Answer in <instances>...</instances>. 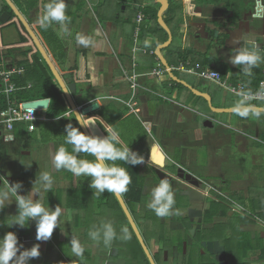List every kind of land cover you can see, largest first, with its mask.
Masks as SVG:
<instances>
[{
  "label": "flooded vegetation",
  "instance_id": "1",
  "mask_svg": "<svg viewBox=\"0 0 264 264\" xmlns=\"http://www.w3.org/2000/svg\"><path fill=\"white\" fill-rule=\"evenodd\" d=\"M11 2L25 18L27 17L30 27L39 38L43 28L40 27L37 20L43 14V4L47 0H11ZM75 4L83 8V10H79L86 13L87 7L85 5L82 7L80 0H76ZM117 5L118 8L116 9L117 13L115 16H118L122 12V9H124V5L121 3ZM171 9L175 11L173 15L178 21H183V18H185L188 38L192 37L193 41L195 39L197 41L196 44L204 47L203 51L208 54L206 57L214 59L221 66L227 65L229 58L238 51L236 50L237 44L234 42L237 40L231 39L229 41V44H232V46L225 45L228 33L234 39L241 38L242 42L248 41L252 43L253 47H257L260 43L264 44V18H255L254 16L259 9L261 16L264 17V0H259V3L258 0H168V9L164 12L166 18L171 12ZM158 10L155 13L157 23ZM141 11L143 15L141 21L142 29L145 22H150V15L147 14L148 8L146 6H142ZM4 12L9 15L8 21L15 22L11 25L15 29L17 19H19L16 16L15 9L5 0H0V16ZM136 14L137 12L131 17L133 18L132 23L134 29L136 25ZM200 29L202 33L198 36L197 32ZM202 35H206L205 38H201ZM259 52L264 57V48L263 51ZM36 53H33L31 57L33 58V55ZM263 70L264 66L261 67V72ZM236 71H239V68H236ZM211 99L213 100V96H211ZM203 102L206 103L204 99ZM213 106L219 107L214 104ZM211 113L216 114L212 115ZM187 114L191 118V122L189 121L190 125H188L187 139L184 147L181 144L172 143L170 146L173 150H169V146L166 143L155 138H143L142 140L139 139L136 141L132 151L143 156L144 163L136 165L135 173H131L130 176L131 183L136 186L135 189L140 191L141 200L133 203L129 198H125L124 192L120 194L142 235L140 228H142L143 224L151 222V219L157 216L150 214L149 212L151 210L146 206L150 199V191L159 184L161 179H168L175 194L176 204L174 207L179 210L180 214L160 218L166 223L177 224L178 226L174 228L185 229V237L174 243L180 244L178 252L190 257L194 253L192 252V248H194L197 255H206L215 264H231L228 252V250L230 251V246L228 245L229 248L227 247L226 242L219 237V233H221L220 226L223 223L227 224L230 219L236 218V222H233L235 223L234 226L237 227L236 230L244 231L247 239H249L248 250H243L244 264H256L257 254L255 250L258 245L257 236L264 228V221H260L252 208L257 204H261L264 210V202L262 204L260 200L254 199L255 197L251 193L247 195L244 192L246 197L250 198L248 205H244L238 202L241 201L239 198L235 200L234 194L236 193L237 195L242 190L240 185H244L247 180L250 181V183L246 184L249 191H254L256 188V185H253V180L256 170L261 165V158H257V155L259 154L258 152L264 154V141L259 142L261 149L259 151L257 150L259 148L258 143L254 137L251 135L249 138H247L248 136L242 137L244 131L238 127V124L242 120L241 116L236 112L220 114L212 111L208 106L206 110L202 111L197 106L194 107L193 112L187 111ZM225 115H231L233 119L226 121L223 119ZM206 119H211L213 125L205 126L204 121ZM201 129L211 133L209 135L204 134ZM0 132L2 136L3 133L2 131ZM193 142H202L205 148L203 157L193 151ZM2 156L0 152V158ZM259 156L261 155L259 154ZM108 163L112 165V162L109 161ZM117 165L118 161L115 162V166ZM2 171L7 173L1 166L0 186L7 185V178L10 177L8 173L6 176L2 175ZM158 172L164 175H160ZM260 172L261 180L259 186L263 189L262 196L264 199V165L263 167L260 166ZM238 175L240 177L239 180L236 179ZM10 178L11 183H14L13 177ZM228 179L232 180L228 182ZM251 186L253 187L251 188ZM20 190L24 191L23 195H29L24 187L20 188ZM89 191L91 193L89 200L90 214L94 217H92L91 221L93 222L94 219L98 220L100 216H103L101 220H104L105 223L111 222L114 225L112 216L108 218L107 213H112V211L117 209L114 207L113 201V195L115 196V193H109L105 190L101 196L97 197L93 195L95 189L90 188ZM36 198L38 197H34V199ZM234 202L238 203V206L234 205ZM58 203L61 208L67 209L68 212L79 211L83 212L84 215L86 213L81 208L70 210L64 198L60 199ZM227 208H229V211H226ZM120 211L129 228L130 224L121 206ZM78 216L79 214L76 216V220L80 219ZM228 223L232 222L229 221ZM251 224L255 227H260L258 232H254L250 228L252 226ZM231 230V228H226L224 231ZM156 239L158 240V238ZM160 242L163 244L164 240ZM99 245L98 243L97 248L94 249L95 255L97 252H101ZM235 245L242 249V239L237 240ZM221 247L223 248L221 249ZM170 250L169 247L163 245L161 251L150 252L156 264L160 261L171 264L172 257ZM240 252L242 251L240 250ZM100 254L103 253L101 252ZM119 256H112L111 259H121L123 262L125 259ZM217 256L220 258L219 261L217 260Z\"/></svg>",
  "mask_w": 264,
  "mask_h": 264
},
{
  "label": "crops",
  "instance_id": "2",
  "mask_svg": "<svg viewBox=\"0 0 264 264\" xmlns=\"http://www.w3.org/2000/svg\"><path fill=\"white\" fill-rule=\"evenodd\" d=\"M89 1L90 6L99 7V10L103 11L101 14L102 19L96 18L97 16H90L88 18L81 10L76 12V0L67 1L71 4L70 10H73V13H75L74 17L69 18L68 28L70 34H67L68 45L64 52H59V49L55 48V44L57 43H53V46L51 42L48 45L45 44L43 46L47 54L65 82H75L78 88H84L86 94L83 95L82 101L77 102L78 105L81 106L93 102L99 104L98 110L91 115L94 117L95 123L103 136L107 135L104 128L110 127L119 132L122 143L128 145L131 150L135 147L136 141L139 139L142 140L143 138L160 139L169 146V150H173L170 146L172 143L180 145L179 139L181 141H186L187 139V130H181L177 134V142L173 140L175 136L173 135L175 124L189 123L188 125H190L191 118L188 117V114L186 115V112H193L194 107L197 106L201 108V111L206 110L208 104H206V101V103H198V100L201 99L203 101V98L194 95L190 89L174 81L168 71L162 72V69H165V67L160 64L161 62L154 54L150 53V51L154 52L158 45L168 40V33L161 26H157L154 18V14L159 8V3L157 0ZM118 3L124 5V9H122V12L118 16H115L117 13L115 5ZM142 6L148 8L147 14L150 15V22H145L136 40H133L134 28L132 23L133 18H131L133 14L131 12L135 14L138 10H141ZM170 11L167 18L165 17V22L172 34V41L168 47H172L173 53H170V51H166V53L163 50L161 51L169 66H175L180 59L189 58V56L192 58L189 59L195 63L211 59L213 62L211 61L206 65L215 63L219 66L220 64L214 61V59L206 57L208 54L203 51L204 47L196 44L197 41L195 39L193 41L192 37L188 38L185 18H183V21H178L173 15L175 11H172V9ZM111 12L116 19L115 21L113 18H110ZM47 29L55 35V38L63 34L60 26L57 24H53ZM15 32L17 35L18 31L16 30ZM77 36L89 38L91 42L87 46L78 44L76 40ZM134 47H137V49L132 50ZM230 58L227 65H220L221 72H219L223 78L233 82L241 79L243 83L253 88L251 85V76L253 74L248 76L243 73V70L242 72L236 71V68H239V66L232 65ZM16 63L17 60L13 59L9 63L10 68L17 66L15 65ZM43 63H45L44 60ZM259 69L261 70V67ZM155 70H161L160 74L153 73ZM171 71L179 79L201 90L197 85L195 86L194 83H191V81H187L175 73L185 74L187 72L175 69ZM254 71L255 68L252 69V73ZM187 74L197 77L190 73ZM244 78H247V83L244 81ZM133 80L137 84L135 88L131 86ZM214 100L215 98L212 100V103L215 106H236V104L225 106L222 105L223 102L217 104L214 103ZM247 105L261 106L254 103H247ZM47 111L48 109L40 111L39 115L41 116V120L37 124L36 131L40 128L41 133L43 130L47 133L53 131L57 133L55 134L58 135L56 139L54 138L55 136H52V138H47L43 143L44 150H47V154L53 157L61 145H66V125L71 123L73 127L79 128L81 132L82 130L73 115L68 111L67 113L63 111L57 117H49L48 114L47 116L41 115L42 112L47 113ZM223 119L227 121L228 119H233V117L231 115H225ZM241 120L238 127L244 131L242 137L248 136L247 138H249L251 135L258 144L264 141V137L262 136L264 133V122L260 118L250 113L246 118L241 117ZM259 154L257 158H261L260 166L263 167L264 154L260 152ZM90 158L84 157V159L89 161L94 160L92 156ZM260 166L256 170L253 180L256 187H260ZM52 169L54 168L52 167ZM258 207L263 208L261 204H257L253 207L256 210L253 212L258 214L257 209H260ZM260 221L263 222L262 219ZM256 262L258 264L260 263L258 259Z\"/></svg>",
  "mask_w": 264,
  "mask_h": 264
},
{
  "label": "rangeland",
  "instance_id": "3",
  "mask_svg": "<svg viewBox=\"0 0 264 264\" xmlns=\"http://www.w3.org/2000/svg\"><path fill=\"white\" fill-rule=\"evenodd\" d=\"M67 8H66V15L69 18L74 17L73 10H70V4L67 2ZM83 5H86L87 10L86 13H84L86 16H97L96 18L102 17V10H99V7L96 6L93 7L90 6L89 0H80ZM115 8H118V5H115ZM83 8L76 7L75 11L78 12V10ZM131 14H134V12H131ZM111 17L115 21L116 19L113 17L111 12ZM27 19V17H26ZM102 19V18H101ZM28 21V20H27ZM103 23V21H102ZM37 30V29H36ZM16 30L12 26L4 27L1 29L0 27V34L3 43H15L19 40V35H16ZM60 36V34H58ZM176 37V36H175ZM57 41V44H55V48L59 49V52H64L66 50V47L68 45V37L67 34H61L60 37L55 39ZM43 45V42H41ZM53 46V43H52ZM44 47V46H43ZM29 49V46L27 47H19L13 50L10 49H1L0 48V57L2 58V65L1 68L7 69L10 68L9 63L13 61V59H16L17 62L28 60L26 55H24L22 52H20L22 49ZM163 51H170V53H173L172 47H167L162 49ZM39 58L42 61V56L39 52H37ZM178 54V53H177ZM158 59V58H157ZM159 60V59H158ZM191 60V59H190ZM160 61V60H159ZM193 63L194 61L191 60ZM161 62V61H160ZM159 62V63H160ZM162 64V63H160ZM264 66V62L262 61L259 65V67L254 68H260ZM241 68V69H240ZM244 66H239V72H242ZM166 69V68H165ZM177 75L182 77L185 80L191 81V83H194V85L198 86L199 89L203 91H207L211 96H213L214 103H222V105H232L237 104L240 101V97L237 95L231 94L224 89L219 88L217 85H215L212 81H206L203 79H199V77H195L192 75H189L187 73L180 74L178 72H175ZM198 80V81H197ZM199 83V84H196ZM203 101L201 99L198 100V103H202ZM254 104H258L261 106H264V100L253 102ZM40 113V112H39ZM216 114V113H211ZM41 115L47 116L46 112H42ZM133 119L132 117H130ZM260 120L264 122V113H261L259 116ZM189 123H183V124H175L174 126V133L173 135L175 140L177 142V134L180 133L181 130H187ZM49 126V124H47ZM59 125V123H57ZM64 125V124H63ZM21 130H17L15 132L6 134L3 133L2 136H0V152L2 153V157L0 158V167L2 166L3 169L7 171V173L10 175V177H13L14 183L19 181L22 182V187L27 190L29 194L32 193L35 181L39 177V175L42 172H49L52 175L53 178V187L52 190H50L47 193L41 192V202L44 204L45 207H49L50 210H54L55 207L59 206V200L64 198L66 199V195L68 189L72 190L73 196H80L81 193H84L86 190H89V177H75L73 174L65 169L56 170L52 163V157H50L47 154V150H44V142L47 140V138H52V136H55L54 138L58 137V135H55L57 133L53 132H45V130L40 132V128L33 132L34 134H26L23 132H20ZM204 134L209 135L211 132L207 130H203ZM139 132V129H138ZM29 135H31L29 137ZM190 141V140H188ZM179 142L181 146H185V141H181L179 139ZM192 148L195 153H198L201 157H203V153H205V148L200 143H194L193 142ZM260 144H258V149H260ZM68 152H72V146L71 145H64ZM57 147V146H56ZM55 149V148H54ZM28 150L29 154H24L23 152ZM56 151V149H55ZM259 153V152H258ZM52 154V153H51ZM91 156V155H90ZM84 154H79V159H84ZM93 157V156H92ZM247 157V156H246ZM248 158V157H247ZM93 159H95L93 157ZM31 164V166H27ZM52 167L54 169H52ZM53 170V171H52ZM239 175L236 177L237 180H239ZM232 179H228L227 181H231ZM242 182V181H241ZM250 183V181L247 180V182L241 184L242 190L239 191V193L234 194L235 200L239 198L242 204L248 205V201L250 198L246 197L245 194L251 193L254 199H258L263 204V189L261 187H256L254 191H249L247 189V185ZM255 185V184H253ZM6 185L0 186V189H4ZM253 186H251L252 188ZM77 189V190H76ZM245 192V194H244ZM227 194V193H226ZM245 196H244V195ZM15 197H10V200L6 203V207L0 211V238H2L7 232H14L18 236L19 242L23 244V248L21 251L25 249H30L32 246L39 244L40 245V256L38 258H30L28 261V264H72V263H78V264H148L146 262L145 257L143 256L141 250L137 247L136 241L133 239V236L131 232L129 231V228L127 226L126 221H124L123 215L120 211V209L117 207L116 210L107 213V217L113 219L114 222V228L117 232V237L114 239L109 245H105L103 243V240L101 239L99 242L93 241L90 236L89 232L92 230H100L101 235L103 233V224L105 223L104 220H101L103 216H100L98 220H95L92 222L91 219L93 215H89L90 219L89 221H84L85 215L83 212L79 211H70L68 212L67 209H65V214L61 218L60 228H56L53 231V235L50 240L48 241H37L36 240V226L35 221L29 220L28 224L25 227H20L18 225H15L13 227H9L8 225L11 223V219L13 215H16L17 212V204L15 202ZM65 201V200H64ZM234 205L238 206V203H233ZM90 205V204H89ZM147 206V205H146ZM260 209H257L258 212H262L263 208L258 207ZM229 208L226 209V211ZM70 210H72L70 208ZM91 210V209H90ZM142 210V209H141ZM229 211V210H228ZM150 214H155L152 210L149 212ZM79 214L78 218L79 220H76V216ZM105 214V213H104ZM156 215V214H155ZM169 217V216H168ZM94 218V217H93ZM167 218V217H165ZM256 219V218H255ZM236 218L230 219L232 223L222 224L220 226V232L219 237L223 239L226 242L227 247L230 246L229 252V260L231 264H244L243 261V250H248V241L246 233L243 231L236 230L237 227H235V221ZM257 220V219H256ZM231 226L229 227V225ZM250 227L254 232H258L260 227H255L253 224ZM178 226L177 224L173 223H166L162 221V219L158 216H156L154 219H151V222L143 224L141 231H142V237L147 244L150 251H161V248L163 245H166L169 247L170 255L172 257L171 264H215L211 258H209L206 255H197L194 251V248H192V255L189 257L187 255L181 254L179 251L180 244H174L181 240V238L185 237V229L182 230V228H174ZM258 226V225H257ZM122 228L127 229L128 233V239H120L119 237L123 236V233L121 232ZM226 228H231V231H224ZM261 232L258 233L257 238L259 240L258 244L264 247V239L261 238L260 235ZM162 235V236H161ZM245 236V237H244ZM160 237L161 240H164V243L158 241L156 238ZM75 238L79 241L81 246L84 248V252L82 256H76L72 251V239ZM242 239V249L238 248L235 243H237V240ZM99 245V249L103 254H100L101 252H97L95 255L94 249L97 248ZM229 245V246H228ZM177 248V251H176ZM240 250L242 252H240ZM105 252V253H104ZM125 254L126 259L122 262L121 259H111L112 256L115 257V255H121ZM123 254V255H124ZM160 255V254H159ZM259 262V261H258ZM158 264H167L165 261H160ZM259 264H264V262H260Z\"/></svg>",
  "mask_w": 264,
  "mask_h": 264
},
{
  "label": "clouds",
  "instance_id": "4",
  "mask_svg": "<svg viewBox=\"0 0 264 264\" xmlns=\"http://www.w3.org/2000/svg\"><path fill=\"white\" fill-rule=\"evenodd\" d=\"M259 3V0H258ZM66 0H47L43 4V14L38 18L37 23L41 28L47 29L53 24L60 26L63 34H70L68 23L69 17L66 15ZM255 18H264L261 16L259 9L254 14ZM77 43L87 46L91 41L84 36L76 37ZM236 42V41H234ZM264 61L257 47L249 50L242 47L236 51L230 58V63L236 66H244L243 73L250 76L254 67H259ZM216 74V73H214ZM217 75V74H216ZM6 90V91H10ZM240 101L233 109L241 117H248L250 113L257 118L261 115V109L251 108L247 105V101L251 98V93L241 91ZM97 105H99L97 103ZM79 117V115H77ZM82 126H85L82 120L76 119ZM93 125L89 120V127ZM107 135L104 137L96 135H86L79 128L73 127L71 123L66 125L65 143L72 146V152H68L65 146L61 145L52 157V163L56 170L65 169L73 174V176L90 177L89 187L95 189L93 195L99 197L107 190L109 193H123L128 190L131 183V176L124 167L115 166L116 161H124L125 163L136 166L144 163V157L133 152L131 148L122 143L120 134L113 128H104ZM81 153L93 156L95 159L89 161L87 159H79ZM112 162L110 165L108 162ZM31 166V164L26 165ZM32 193L25 196L18 193V189L22 187V182H15L7 185L4 189H0V211H2L10 200L15 197L18 212L11 216L9 227L18 225L25 227L29 220L35 221L36 240L48 241L53 235L56 228H60L62 216L65 209L60 206L50 210L41 202V192L47 193L52 190V175L45 171L42 172L34 183ZM150 199L147 207L152 210L158 217H168L171 215H179V210L175 209V194L168 179L163 178L159 184L150 191ZM34 197H38L34 199ZM123 236L120 239H128L126 228H122ZM89 236L93 241L99 242L101 239L105 245H109L117 237V232L111 222L103 224V233L100 230H92ZM72 251L76 256H82L84 248L75 238L71 241ZM23 244L19 242L18 236L14 232H7L0 238V264H28L30 258H38L40 256V245L36 244L30 249L21 251Z\"/></svg>",
  "mask_w": 264,
  "mask_h": 264
},
{
  "label": "water",
  "instance_id": "5",
  "mask_svg": "<svg viewBox=\"0 0 264 264\" xmlns=\"http://www.w3.org/2000/svg\"><path fill=\"white\" fill-rule=\"evenodd\" d=\"M5 1L13 9H15L16 16L19 18L20 22L25 27L26 31L28 32V34L32 38L36 48L38 49V52L41 54L45 63H43V61H41V59L39 58L37 53L33 55V60L35 61L38 68L40 69V71L44 75L45 79L47 80V82L50 86L51 93H52V96L44 97V98H40V99H34L33 101L26 103L25 106L26 107L48 109L50 107V105L52 103H54V101H56L57 104L59 105V107L64 112L67 113V111H68L70 114L73 115L75 120L77 118H79L80 120L83 121L85 126L88 125L89 120L92 121L93 125H91L89 127H85V126H82L76 120L83 133H85L86 135L90 134V135H96V136L104 137L103 134L100 132L99 128L97 127L95 120H94V117L91 115L93 112L98 110L97 103L93 102V103H89V104H83L81 106L77 104L78 101H82L83 95L86 94L84 92V88H78V86L75 82L67 83L64 81L60 72L55 67L53 61L51 60V58L47 54V52H46L45 48L43 47L41 41L39 40V38L37 37L35 32L32 30V28L30 27L27 19L15 8V5L11 2V0H5ZM157 2L160 4V8H159L158 13H157V21H158V24L168 33V40L156 47V49L154 51V55L161 61L162 65L167 69V71L169 72V74L171 75V77L174 81H176L177 83L184 85L185 87L190 89L194 95L203 98L207 102L208 106L210 107V109L212 111L220 113V114L221 113L225 114V113L234 112L233 109L235 107H229V108L214 107L212 104V99H211V96L209 93L196 89L195 87H193L192 85H190L186 81L179 79L171 71L169 64L167 63V61L165 60L164 56L161 53L162 49L168 47L172 41V34H171V31L169 30V27L167 26V23L165 22V15H164V12L168 9V0H157ZM8 19H9V15L6 12L2 13V15L0 16V21H2L3 23H6L8 21ZM201 33H202V31L200 29V31L197 32V35L200 36ZM229 35H230V33L227 34L225 45L232 46V44H229V41L232 39V40H237L236 44L238 47L236 46V50H239L242 47H247L249 50L253 49L252 43H250L248 41L242 42L241 38H239V39L235 38L234 39V37H230ZM205 36L206 35H202L201 38H205ZM263 48H264V44H262V43H260L257 46V49L259 51H263ZM248 106L251 108L261 109V112H264L263 106H257V105L256 106L248 105ZM77 115H79V117H77ZM204 125L205 126H211V125H213V121L211 119H206L204 121ZM0 136H1V132H0ZM23 153L29 154L28 151H24ZM159 174L164 175L162 173H159ZM2 175L6 176L7 173L5 171H2ZM7 179H8V182L11 183V178L8 177ZM23 192H24L23 190H20V189L18 190V193L20 195H23ZM115 196H116L125 216L127 217L128 222H129L134 234L136 235V238H137L140 246L142 247L149 263L150 264H156L152 255H151L149 248L147 247L142 235L140 234V232L137 228L136 223L134 222V220L131 216V213H130L123 197L121 196L120 193L119 194L115 193ZM260 235H261V238L264 239V228L261 231ZM222 248L223 247H221V249ZM217 260L218 261L220 260V258L218 256H217Z\"/></svg>",
  "mask_w": 264,
  "mask_h": 264
},
{
  "label": "trees",
  "instance_id": "6",
  "mask_svg": "<svg viewBox=\"0 0 264 264\" xmlns=\"http://www.w3.org/2000/svg\"><path fill=\"white\" fill-rule=\"evenodd\" d=\"M17 19V17H15ZM154 18H155V14H154ZM15 22L13 21H7L6 23H3L2 21H0V27L1 29H3L4 27H8L11 26L12 24H14ZM157 26H159V24L157 23ZM16 30L18 31V35H19V40L16 41L15 43H3L2 38H1V34H0V48L1 49H16L19 47H27L29 46V49H22L21 52L26 55V57L28 58V60H23V61H19L17 62L15 65L17 66H23L25 68V72L22 76L20 77H16L14 78V81L17 83L18 86L23 87L25 85H27L28 83L31 82L32 87L29 90H18L15 92V95L13 96L14 100H33V99H40V98H44V97H49L52 96L51 90H50V86L47 82V80L45 79L44 75L42 74V72L40 71V69L38 68L37 64L35 63V61L33 60V58L31 57V55L33 53L38 52V49L36 48L32 38L30 37V35L28 34V32L26 31L25 27L23 26V24L20 22L19 19H17V23H16ZM40 37L39 40L41 42H43V45L45 44H50L51 43H57V41L55 40V35L51 32H49L48 29H42L40 32ZM51 35V36H50ZM32 46V49H31ZM189 58H191L189 56ZM192 59V58H191ZM43 61V60H42ZM212 60H202L200 61L201 65L204 66L207 63L211 62ZM206 62V63H205ZM213 62V61H212ZM2 65V58L0 57V69ZM214 69L218 70L221 72V67L220 65L217 66V64H215ZM220 67V68H218ZM253 75L251 76L252 78V87L254 88L256 86V84H258V82L260 81V79L262 78L261 75V70L258 68H255L254 73H252ZM244 81L247 83V78H244ZM182 86V85H181ZM5 96L0 95V110H2L5 107ZM63 113V110H61V108L59 107V105L57 104L56 101H54V103H52L50 105V107L48 108L47 114L49 117H57L59 116V114ZM21 130V129H18ZM20 132L23 133H27L24 130H21ZM264 137V133L262 135ZM84 154L88 159H91L90 155L86 154V153H81ZM120 167H124L126 168V170L128 171L129 175L131 173H135L137 166H132L129 165L127 163H125L124 161H119L118 160V165ZM91 178L89 177V180ZM136 186L133 185L132 183L129 184L128 186V190L126 192H124L125 194V198H129V200L133 203H135L136 201H140L141 200V196H140V191L135 189ZM72 190H68L66 195V204L68 206V208L71 209H77V208H81L85 210V218L83 219L84 221H89L90 217V207H89V200L91 197V193L89 190H86L84 193H81L80 196H73L72 194ZM113 201H114V207L115 208H119L120 206L117 202V199L115 198V196L113 195ZM253 211H256L255 208H252ZM256 215L262 219L264 221V211L262 212H258V214L256 213ZM126 220V218H125ZM129 231L131 232L133 239L136 241L137 247L141 250L143 256L146 259V262L148 264L149 261L142 249V247L140 246L138 240L136 239L135 235L132 232L131 227L129 226ZM162 236V235H161ZM159 241H163L161 240L160 237H157ZM258 242L261 240H257ZM257 242V243H258ZM255 253L257 254V259L259 262H264V247L261 246L260 244L257 245ZM119 257L126 259L125 255L121 254Z\"/></svg>",
  "mask_w": 264,
  "mask_h": 264
},
{
  "label": "built area",
  "instance_id": "7",
  "mask_svg": "<svg viewBox=\"0 0 264 264\" xmlns=\"http://www.w3.org/2000/svg\"><path fill=\"white\" fill-rule=\"evenodd\" d=\"M142 11L138 10L135 16V29H134V40H136L137 35L141 31V21H142ZM136 47H134V50ZM150 53L154 54L153 51ZM214 63L210 65L202 66L201 63H193L189 58H182L178 61L177 65L171 66L170 69H175L178 71H184L197 77L212 81L219 87L229 91L230 93L239 95L241 91L250 92L251 98L247 103H253L257 101L264 100V70L262 72V78L258 82L257 87L250 88L247 84L243 83L241 79L239 81L233 82L229 79L223 78L218 70L214 69ZM167 71V69H162V72ZM25 68L23 66H14L7 69H0V95L5 96V107L0 110V131L2 133H12L18 129L24 130L27 133H33L37 129V124L41 120L39 112L43 110L42 108L26 107L25 104L33 100H14L13 96L18 90L30 89L31 84L20 87L14 81V78L20 77L24 74ZM161 70H155L153 73L160 74ZM216 73V74H214ZM133 88L137 84L132 81ZM10 91H6L9 90Z\"/></svg>",
  "mask_w": 264,
  "mask_h": 264
}]
</instances>
